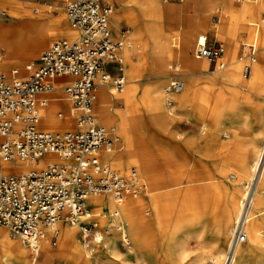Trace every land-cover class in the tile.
I'll return each mask as SVG.
<instances>
[{
    "label": "bare ground",
    "instance_id": "obj_1",
    "mask_svg": "<svg viewBox=\"0 0 264 264\" xmlns=\"http://www.w3.org/2000/svg\"><path fill=\"white\" fill-rule=\"evenodd\" d=\"M112 1L114 6L110 21L113 27L118 29L123 22L133 27L132 34L127 37V46H123L117 59L129 66L130 79L119 91L111 84L100 85L93 94L95 115L92 113L93 104L90 113L95 123L98 124V120L105 130L118 132L113 149V140L110 145L104 144L100 148V163L104 164L101 158L103 154L104 160L112 168L113 164H135L143 177L141 180L138 173L135 179L140 191L124 197L121 201L105 191L89 194L85 201L86 211L79 216L78 221L74 224L57 222L46 229L38 251L26 244L21 237L10 239L7 230L9 228L3 226L6 229H0V245L3 246L0 251V264H53L57 258L69 260L70 264H89L84 258V244L78 237V231H89L86 225H81L82 221L98 216L106 218L108 214L102 211L104 209H109L110 218L97 223L96 240L105 239L104 249L111 256L120 255L116 237L122 235L131 243L128 251L121 255L123 258L141 253L145 258L151 255L158 258L157 254L164 240L169 238V233L173 235L177 230L174 229L176 220L187 218L188 221H194L195 217L207 216L214 224L218 238L223 241L226 250L224 264H234L235 256L239 252L253 256L255 264H264V145L254 160L252 173L247 174V141L244 140L245 134L240 132L245 123L240 111L231 106L227 107L219 94L214 101L218 121L225 123L230 119L221 133L205 136L204 126L200 128L199 135L178 132L176 126L182 115L188 113V106L194 102L198 105L197 102L203 95L195 77V70L206 71L209 63L201 59L203 57L190 56L185 47H179L186 41L182 29L173 32L177 34V38L169 46V37L160 22L165 10L159 0ZM226 2L227 0H204L200 15L194 20L195 23L198 22V32L204 37L209 29L215 34L224 33L227 46L219 61L231 65L229 77L237 93L245 89L259 88L264 96V0H249L254 7L253 21L249 42L244 45L248 51L253 49V54L247 53L249 63L246 64L240 56L242 52H236L234 48L235 38L229 27L234 8L230 11ZM2 3L8 6L13 18L21 19L20 24L0 25V73L9 79L22 76L24 63L37 56L54 37L74 39L76 36V28L65 17L63 2L49 6L59 10L60 16L42 23L28 17L29 13H34L40 6L25 3L24 0H0V4ZM175 12L176 10L171 16L176 17L178 14ZM6 13L4 7L0 14ZM258 15L261 16L260 23L256 20ZM180 21L182 26L185 17L182 16ZM29 26L31 28L28 29ZM143 31L148 33L152 41V56L141 63L134 42ZM163 37L165 40L162 41ZM177 56L186 70L183 74L179 65L171 63ZM9 61L15 64L14 69L8 68ZM246 67L249 68L247 74ZM167 69H172L173 73L166 88L162 89L160 84L146 88L139 83L154 79V74H163ZM124 77L126 79L125 75ZM74 78L76 79L75 76H66L62 84ZM172 83H178V86L168 92L167 88ZM105 85H111L116 90L106 88ZM140 98L147 101L152 116L153 131L150 139L139 133L129 110L122 111L117 108L122 104L129 109ZM176 99L178 103L171 107ZM78 109L72 106L65 91L53 93L41 115L39 109L37 127L49 132L72 130L76 117L81 114ZM76 127L81 128L78 119ZM50 159L57 163L63 162L51 155H45L36 162L0 160V170L5 174H19L40 169ZM115 170L121 173L120 170ZM125 176V179H130V171ZM247 176L248 183L242 188L245 184L240 186V183ZM239 231L245 234L244 241L237 240ZM51 234L56 239L59 238L57 249L51 248L49 244ZM208 259L204 255H198L191 264H207Z\"/></svg>",
    "mask_w": 264,
    "mask_h": 264
},
{
    "label": "built area",
    "instance_id": "obj_2",
    "mask_svg": "<svg viewBox=\"0 0 264 264\" xmlns=\"http://www.w3.org/2000/svg\"><path fill=\"white\" fill-rule=\"evenodd\" d=\"M63 1L78 35L72 40H56L43 51L37 64L26 65L28 75L24 78L8 81L0 73V160L36 162L51 155L63 161L50 159L40 169L19 174L0 170V225L35 251L46 229L57 222L78 221L86 211L89 194L105 191L121 201L140 191L135 167L130 170V179H125L111 166L100 163V148L110 145L112 139L90 113L94 91L100 85L111 84L122 90L127 83L122 67L116 76L106 68L107 62L117 61L124 46V39H115L110 28L111 5L101 0ZM224 52L223 43L209 44L208 39L198 41L194 49L197 57L217 63L219 69L226 66L219 61ZM248 71L246 67L245 74ZM66 75L76 77L63 89L72 105L81 110V128L63 132L38 129L40 106H46L49 100L46 94L57 89L56 79ZM177 84L172 83L167 91ZM244 239L245 234L239 231L237 240Z\"/></svg>",
    "mask_w": 264,
    "mask_h": 264
},
{
    "label": "rangeland",
    "instance_id": "obj_3",
    "mask_svg": "<svg viewBox=\"0 0 264 264\" xmlns=\"http://www.w3.org/2000/svg\"><path fill=\"white\" fill-rule=\"evenodd\" d=\"M24 2L32 5L34 4L32 2H29L28 0H24ZM57 2H63V10L65 11L66 14L65 17H66L67 13L65 9V2L63 0H47L46 3H48V5H45V8L47 7L46 9L50 11V13H47V15L49 14L48 16H53V17L60 16V12L55 13L56 10L55 7L53 8L49 7L55 5V3ZM159 3L165 10V15L161 19L162 21L160 22L161 24L164 25V28L167 32L166 36L169 37L170 47L172 46L171 41L177 38V34H173V32H175L177 29L178 31H181L182 29L183 32H185L186 41L182 42V46L180 44L179 47H185L190 56L196 57L194 54V49L199 40L200 42H203L206 39H208L209 44H215L221 42L223 43L224 48L226 49L227 40L224 33L221 32L219 34H215V32L212 29H209L206 32L207 36L204 37L199 34L200 32H198L199 29L197 27L198 22L195 23L194 20L197 17H199L201 9L204 4V0H159ZM226 6L230 11L232 8H234V14L230 15L229 27L231 28L230 31L232 36L235 38L234 40L235 51L237 52L238 50H240L242 52L240 56L243 57V60L246 61L245 64L249 63V56H247V53L249 52L248 49H245L246 46L244 44L248 43L250 39V27L253 21L252 13L254 7L252 4L249 3V0H227ZM4 7L7 13L6 15L0 14V25L9 26L13 24H20L21 19L13 18L6 4L3 3L0 4V13ZM219 9L223 10V7L219 6ZM174 10H176L175 13H177L178 14L177 16L179 17L171 16L172 12L174 13ZM229 10L226 11L229 12ZM52 13L56 15H53ZM182 16L185 17V22L181 26L180 20ZM260 19L261 16L258 15L256 19L258 20V23H260ZM37 21L39 23H42L47 20L37 19ZM110 27L113 33H115V39L119 37L120 35L119 33L128 30V33L124 38V42H125L124 47H126L127 37L132 34L133 27L130 24L123 22L118 29H115L111 21H110ZM29 28H31V26H29L28 29ZM57 39L58 38H53L39 52L37 56H34L33 58H31L30 60L24 63L25 65L23 67L24 68L23 75L20 77L24 78L28 75V72L26 71V64L32 63L34 59L39 58L43 53V51L46 50L48 47H50ZM163 40H165V37L162 38V41ZM134 46L138 48V56L141 63L151 58L150 56H152V41L150 40V37L147 32L143 31L140 33V35H138L137 40L134 42ZM172 48L175 49V47ZM201 59H204L209 63V66L206 69V71L202 69L195 70V72L197 73L195 74V77L197 78L198 86L203 94L202 98L198 100L197 102L198 105H196V103L194 102L192 105L188 106L187 109L188 113L185 116L182 115L181 120L179 121L180 123L176 126V129L178 132L183 134L193 132L194 135H199L200 128L204 126L206 128L205 136L217 132L221 133L222 129L229 123L230 119H228L225 123H220L218 121L219 117L217 115L216 106H214L215 105L214 101L217 97V94H219V96L222 99V102L225 103L227 107L231 106L233 109L237 110L238 112L240 111L242 115L243 121L245 123V126L242 129L247 130V134L243 133L245 134L244 140L247 141L246 153H245V156H247V160L245 161V163L248 167L246 173L251 174L254 160L258 157L260 150L264 145V123L261 125L262 130L260 129L259 131H256L254 130V124L252 121V117L250 116V113L257 112L258 110H260V105L257 104L256 99H264V96L262 95V91L259 88H250V89L242 90V92L240 93H237V89L229 77V69L231 65H226L224 68L219 69L214 67L213 63H211L210 65L208 59L206 58H201ZM118 61L121 63V66L123 68V74L126 76L127 82L129 83V79H130L128 74L129 66L125 65L121 60ZM171 63L174 65L175 64L179 65L180 72L182 74L186 72V70L183 69L182 63L178 56L177 58L173 59ZM7 66L9 69L15 68V64H13V62L10 61L7 62ZM109 68L113 72H116L118 69V65L111 64ZM171 71L167 69V71H165L163 74L160 75L154 74L155 77L154 79L140 81L139 83L146 88H151L156 85L159 86L160 84L161 88L164 89L169 84L170 79L172 77V76L170 77V75L173 73ZM5 78L8 81L11 80L6 76ZM105 87L116 90L111 85H105ZM171 93H173V91ZM165 94L167 93L165 92ZM177 103L178 101L176 99L171 104V107L175 106ZM244 104L250 105V113L244 109ZM117 108L122 111L129 110V113L133 119L135 127L138 129L139 133L143 134L147 139H150L153 131V124H152V116L149 112L146 100L142 98L138 99L130 107H128L129 109H127V107L122 104H119ZM92 113L95 115L94 103H93ZM77 119L78 116L74 121L72 130L77 129L76 127ZM107 132L109 133L110 138L113 140V144H112V149H113V147H115L116 137L118 136V132L117 130L107 131ZM248 133L251 134V137L248 136ZM255 134L257 135L259 134L262 137V142H258L257 137L256 139L253 138L255 137ZM101 158L103 163H107L104 160L103 154L101 155ZM131 167L137 168L138 173L142 180L143 177L141 175V172L135 164L133 163H127V164L123 163V165L113 164V168L120 170L122 174H125L127 176L129 175V171ZM248 179L249 178L247 176V178L244 179L243 183H240V186H242V184H245L244 186H242V188L247 185ZM102 211L108 214L106 218H103L102 216H98V217L89 218L86 221H82L81 225L82 226L86 225L89 231L85 232L83 231V229H79L78 231V237L84 244V252H83L84 258L89 264H95V263L96 264H191L195 259V257H197L198 255H204L207 258H209L207 264H224L226 250L223 246V241L221 238H218L214 224H212L208 220L207 216L195 217L193 218L194 221L192 220L188 221L187 218L176 220L174 229L177 228V230L176 232L173 233V235L169 233V238L167 240L166 239L164 240L159 250V254H157L158 258H156V256L153 257L152 255L148 258H145L144 256H141L142 253L141 255L133 254L129 257L123 258L121 255L124 254L126 251H128V247L130 246L131 243L125 240L122 235L116 237V246L119 249L120 255L111 256L104 249L103 242L105 241V239H102V241L96 240V231L98 229L97 223L100 222L102 219L105 220L110 218L109 209H104ZM0 229H6V228L0 226ZM7 230L9 232L8 236L10 239L12 240L19 239L20 236L13 235L9 229ZM102 231L104 235H106L104 228L102 229ZM57 235L59 236V233ZM52 238H53V234H51V236L49 237V244L51 248L57 249L59 247V238H57L56 240H52ZM2 249L3 246L0 245V251ZM53 264H70V262L69 260L66 259L57 258L53 262ZM234 264H255V261L253 256L239 252L235 256Z\"/></svg>",
    "mask_w": 264,
    "mask_h": 264
},
{
    "label": "crops",
    "instance_id": "obj_4",
    "mask_svg": "<svg viewBox=\"0 0 264 264\" xmlns=\"http://www.w3.org/2000/svg\"><path fill=\"white\" fill-rule=\"evenodd\" d=\"M28 1H30V2H34V4H36L37 6H40L38 9H35V12L34 13H32V14H28V17L29 18H31V19H33V20H35V19H45V20H49V19H56L57 17L56 16H48L47 15V13H50V11L49 10H47L46 8H45V3L47 2V0H28ZM44 1H46V2H44ZM104 4H110L111 5V8L113 9V6H114V2L112 1V0H101ZM55 13H59V10H55ZM38 14H40V15H38ZM53 14V13H52ZM53 15H56V14H53ZM110 16H111V14H110ZM35 17V18H34ZM56 17V18H55ZM109 23H110V17H109ZM111 28V27H110ZM112 31V30H111ZM75 32H76V36H77V34H78V31L75 29ZM128 33V30L126 31H123V32H121V33H119L120 35H119V37H117L116 39H124L125 38V36H126V34ZM112 34H113V37H115V33H113V31H112ZM75 36V37H76ZM54 38H56V37H54ZM59 39H62V38H59ZM59 39H57V40H59ZM65 39H67V38H65ZM72 40V39H71ZM38 59L39 58H37V59H34L33 61H32V63H35V64H37V62H38ZM210 62V61H209ZM224 62V61H223ZM211 63H213V65H214V67H216V68H218L217 67V63H214V62H210V65H211ZM225 63V62H224ZM111 64H117L118 65V69H117V71L116 72H113L112 70H110V68H109V66L111 65ZM226 64V63H225ZM227 65V64H226ZM120 67H122L121 66V63L117 60V61H114V62H107L106 63V68H107V70L111 73V75L112 76H116V75H119L121 72H120V70H119V68ZM66 76H70V75H66ZM66 76H64V77H61V78H58V79H56L54 82H55V84H56V87H57V89H55L54 91H52V92H50V93H47L46 94V96H48V98L49 99H51V95L54 93V94H56L57 92H59V91H61V90H63L64 91V89H63V87L67 84V83H69V82H71V81H69V82H66L65 84H62V81L64 80V78L66 77ZM73 80H75V78L73 79ZM72 80V81H73ZM50 94V95H49ZM257 101V104L258 105H260V110H258L257 112H253V113H250V105L249 104H244V109L247 111V112H249L250 113V116L252 117V121H253V124H254V130H256V131H259L260 129L262 130V124L264 123V99H256ZM46 106H48V102H47V105ZM46 106H40V115H41V111H42V109L44 108V107H46ZM73 106V105H72ZM75 107V106H74ZM76 108V107H75ZM79 110V109H78ZM79 113H80V111H78V115H79ZM97 118V117H96ZM98 119V118H97ZM98 122V124L101 126V124L99 123V121H97ZM102 127V126H101ZM260 127V128H259ZM78 130V129H77ZM67 131H74V130H67ZM57 132H59V131H57ZM240 132L241 133H245V134H247V130H245V129H240ZM248 136H250L251 137V134L250 133H248ZM256 137H257V141L258 142H262V137L258 134H255V137H253L254 139H256ZM256 141V140H255ZM56 159L58 160V158L56 157ZM104 164H107V163H104ZM119 172V171H118ZM120 173V172H119ZM121 174V173H120ZM121 175H123V174H121ZM123 176H125V175H123ZM126 177V176H125ZM64 224V223H63Z\"/></svg>",
    "mask_w": 264,
    "mask_h": 264
}]
</instances>
